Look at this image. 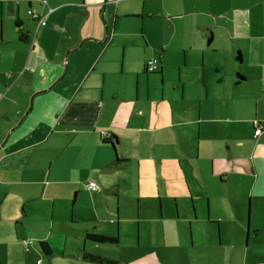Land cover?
Returning a JSON list of instances; mask_svg holds the SVG:
<instances>
[{"label":"crops","instance_id":"obj_1","mask_svg":"<svg viewBox=\"0 0 264 264\" xmlns=\"http://www.w3.org/2000/svg\"><path fill=\"white\" fill-rule=\"evenodd\" d=\"M81 181L100 186L91 192L106 208L103 225L119 230L142 208L144 219L155 209L165 219L169 194L175 225L180 206L188 211L179 238L191 244L180 248L194 247V227L201 237L217 228L221 246L264 243V0H0V209L15 198L27 214L11 222L27 229L29 202L55 204L63 184L85 199ZM206 195L214 216L195 226ZM16 232L21 241L0 239L13 249L0 251L7 264L53 254ZM104 235L117 242L73 254L123 264L104 251L120 234Z\"/></svg>","mask_w":264,"mask_h":264},{"label":"rangeland","instance_id":"obj_2","mask_svg":"<svg viewBox=\"0 0 264 264\" xmlns=\"http://www.w3.org/2000/svg\"><path fill=\"white\" fill-rule=\"evenodd\" d=\"M110 170L111 168L104 169L103 172L106 174ZM78 173L80 172H75V177H80L81 180L82 177L88 180L91 176L85 171L81 172L82 174ZM61 179H66V176H61ZM83 181L80 182V187L85 197H87L85 199L79 197L76 201L77 190L71 185L63 184L56 186L55 204L48 198L41 199V196L36 201L29 202L27 209L30 214L28 218H24L27 229L17 224L16 220L11 222L16 215L20 217L22 214H27L26 209L22 206L18 207L19 209L17 208V200L11 196L9 202L7 201L6 205L0 209V239L21 241L18 240L16 232V228H18L20 231L19 238L25 236L27 239H34L38 246V241H45L51 246L53 254L48 258L42 252L45 257L42 255L40 259L44 264H91L79 260L73 253L84 249V244H88V248L94 245L92 241L85 239L87 234L104 235V233H113L117 236L120 234L122 242L119 246H108L106 248L111 249V251L108 252L109 249L104 251L108 257L113 252L114 257L123 264H219L220 260L224 261L223 264H264V243L251 244L246 248L241 243L234 247L226 244L221 246L217 243L219 242L217 228L214 227L206 228L202 237L198 228L194 227L192 229L194 239L192 238V240H195L196 244L189 249L190 251L187 250V247L180 248V243L188 242V246L191 244L189 238L187 240L179 238L183 234L181 230L189 227L186 218L188 211L186 212L183 206H180L181 219L179 224L175 225L170 217L173 215L172 211L176 196L170 198L171 195L169 194L167 197H163V201L167 206V218L165 219L160 217L158 209L149 214L156 217L155 220L144 219L146 214L144 208H142L141 218L137 219V216L135 218L134 213L124 215L119 230L116 225H103L101 224L103 222L101 214L106 208L103 202L100 201L97 192L85 190ZM182 190L185 193L186 187H182ZM94 195L97 196L95 197L96 200H93ZM209 197V195H206L196 198L198 219L194 222L195 226H198V221L205 220L209 210L211 211L208 202ZM146 198L151 199L153 197L146 196ZM248 205L249 201L246 202V205L244 202V206L249 207ZM210 214L214 216V209ZM246 216H249V212L246 213ZM246 230H248L247 227ZM37 238L43 240H37ZM247 238L245 239L247 240ZM57 247H60V250L64 253L63 257L55 249ZM246 249L247 252H245ZM1 250L7 253L8 250L13 249L8 245L0 244ZM21 250L26 253L23 245H21V249H16L18 253L22 252ZM0 264H7V259L4 256H0ZM17 264H26L23 256L18 258ZM30 264L32 263L30 262Z\"/></svg>","mask_w":264,"mask_h":264},{"label":"built area","instance_id":"obj_3","mask_svg":"<svg viewBox=\"0 0 264 264\" xmlns=\"http://www.w3.org/2000/svg\"><path fill=\"white\" fill-rule=\"evenodd\" d=\"M40 1L47 2V0H40ZM29 15L33 19H36L38 21L39 26H45L46 25V17L40 16V14H38L36 10H30ZM158 66H159V61L157 59H152L146 63V70L149 73H152V72L157 71ZM261 131H262V128L260 126H258L257 129L255 130V133H254L255 136H258ZM102 136L105 137L107 140H111V138H112V134L106 133V132H102ZM84 187L86 190L100 191V186L94 181L87 182ZM24 243H25V245H30L32 243V241L31 240H24Z\"/></svg>","mask_w":264,"mask_h":264},{"label":"trees","instance_id":"obj_4","mask_svg":"<svg viewBox=\"0 0 264 264\" xmlns=\"http://www.w3.org/2000/svg\"><path fill=\"white\" fill-rule=\"evenodd\" d=\"M86 239H89L90 241H92L94 243H98V244H107V243H116L117 242L116 238L107 237L105 235H92V234L90 235V234H87ZM107 263H110V262H107Z\"/></svg>","mask_w":264,"mask_h":264}]
</instances>
